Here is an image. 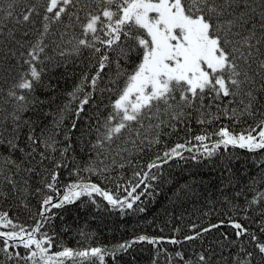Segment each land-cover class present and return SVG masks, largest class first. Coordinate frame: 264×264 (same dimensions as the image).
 <instances>
[{
    "label": "snow or ice",
    "instance_id": "6c2138e0",
    "mask_svg": "<svg viewBox=\"0 0 264 264\" xmlns=\"http://www.w3.org/2000/svg\"><path fill=\"white\" fill-rule=\"evenodd\" d=\"M3 3L0 67L16 75L10 83L0 75L8 84L6 92L0 88V202L18 201L32 223L0 210V264H106L107 257L120 264L118 255L135 244L176 246L212 233L215 243L198 250H163L168 264H264V191L243 204L237 199L241 191L229 197L224 189L234 188L236 180L228 163L220 188L227 210L206 226L192 224L182 239L139 235L112 248L74 249L59 244L55 223L60 210L83 205L82 198L98 210L97 197L110 206L106 210L142 213V197H152L157 182H165L166 165L199 164L229 147L264 151V0H8L7 8ZM72 57L87 66L67 93L69 104L79 101V119L94 101L97 116L83 130L73 123L60 142L57 130L68 105L43 111L56 103V86L44 76L74 63ZM38 89L51 95L41 99ZM28 112L36 119L25 117ZM50 115L51 124H42ZM224 118L243 124V130H207ZM193 122L204 128L189 137ZM72 131L81 132L75 144ZM181 132L182 142L169 146L167 138ZM77 151L87 157L83 168ZM63 169L77 180L62 184ZM81 172L101 183L85 182ZM190 194L195 189L188 184L176 195ZM32 196L39 197L35 212Z\"/></svg>",
    "mask_w": 264,
    "mask_h": 264
},
{
    "label": "trees",
    "instance_id": "16d2710c",
    "mask_svg": "<svg viewBox=\"0 0 264 264\" xmlns=\"http://www.w3.org/2000/svg\"><path fill=\"white\" fill-rule=\"evenodd\" d=\"M8 0H4L3 7L7 8ZM20 8V5H17ZM11 27V24H9ZM49 54L54 56L56 60L60 57L56 52L49 50ZM75 62H69L66 66L55 67L51 72L44 76L45 83L51 82L56 86V103L44 106V112L55 113L57 105H68L67 110L63 113V123L57 130V141L63 142L64 135L71 129L73 123L77 124L78 130H83L86 126L96 119V103L90 101L89 105H85L84 111L80 113V118L76 117V110L79 101L74 100L69 104L68 92L73 90V87L79 82L82 71L87 66V61L82 62L81 59L71 58ZM15 63V61H12ZM51 67V65H49ZM3 67H7L4 65ZM107 71V69H106ZM0 75L7 79L9 83L11 78L16 75L13 71L10 75L3 71L0 67ZM4 79H0V88L7 91L8 84L4 83ZM87 91V89H85ZM37 95L41 99H45L51 93L45 92L43 89L37 90ZM108 102L107 93L104 96V103ZM8 107V105H5ZM101 111L107 112L103 105L100 106ZM33 116L31 112L25 114V117ZM43 117V112L40 113ZM53 116L44 117L42 124L50 125ZM251 123V121H249ZM227 125L235 132L243 130L244 125H233L226 118L217 121L214 126H208V131H213L214 128ZM204 126L196 124L190 125V132L187 133L189 137L201 134ZM73 137V143H77L81 135L80 131H72L69 133ZM185 136L184 132L180 133V137H169L167 143L171 146L174 142L182 139ZM217 137H213V140ZM62 146V144L60 145ZM154 151H159L156 149ZM58 155V153H57ZM149 153L141 163L147 162V159L152 156ZM187 155V153H186ZM76 160L80 167L83 168L87 163V157L84 153L77 151ZM228 163L235 173L236 184L235 187L225 188L224 192L229 196H233L236 191H241L242 195L238 197V202L245 203V197L251 199L258 191H264V184L259 183L261 176H264V151L248 152L244 149L231 148L227 150L221 149L220 153L211 158L205 159L201 163L195 162L184 163L183 167H177L174 164L164 168L165 182H157L156 190L152 197H142L144 203L141 205L145 211L140 212H125L121 213L119 210H106L110 206L106 205L101 198L97 197V204L102 207L98 210L97 207L87 198H82L84 204L77 202L74 205L67 206L65 210L61 211V216L55 221L57 224V232L59 233L57 239L59 244L72 248H88V247H106L112 248L120 243L130 241L139 235H148L150 237H165L182 239L185 234L191 231V225L196 224L206 226L210 222H215L217 219V212H223L227 209L221 204V181L228 173L225 172L223 165ZM71 167V165H70ZM23 175V174H22ZM80 175L85 182L101 183V179L96 175H91L87 172H81ZM127 176H131V171L127 172ZM127 178V177H126ZM60 180L62 184L76 181L77 176L68 175V169L61 170ZM257 183L253 189L252 181ZM38 183V178L33 177L32 184L35 187ZM191 184L195 189V194L183 196L177 199V192L181 186ZM101 186H105L101 184ZM109 189L113 188L111 183L106 185ZM30 199V207L35 212L38 207L39 197L32 196ZM139 203V202H138ZM9 200L7 202H0V210L8 211L10 216H17L20 222L32 223L29 215L23 210L19 202ZM55 211V210H54ZM67 226V231L62 230ZM179 229V231H176ZM216 233L205 234L204 240L199 242L185 243L182 245H171L164 242L159 246H153L146 242L138 243L129 249L127 253H120L118 259L120 264H168L167 256L163 250L168 253H173L176 250H184L191 252L198 250L203 244L205 247L209 244H214V236ZM157 248H159L160 255L156 256ZM58 250L54 247L53 251ZM106 264H114L110 257L106 258Z\"/></svg>",
    "mask_w": 264,
    "mask_h": 264
}]
</instances>
